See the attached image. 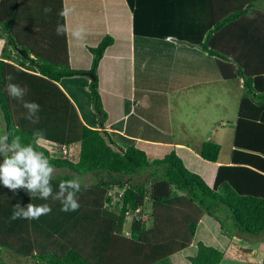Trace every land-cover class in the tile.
Wrapping results in <instances>:
<instances>
[{
    "label": "trees",
    "instance_id": "1",
    "mask_svg": "<svg viewBox=\"0 0 264 264\" xmlns=\"http://www.w3.org/2000/svg\"><path fill=\"white\" fill-rule=\"evenodd\" d=\"M121 1L128 14L119 19L128 22L127 36L114 43V35L107 34L97 44L84 43L92 60L85 66L41 54L17 30L29 16L14 15L7 2L0 4L6 40L0 111L6 131L71 172L53 179L54 191L77 174L100 175L97 183L82 186L80 207L69 212L61 211L59 201L32 198L23 189L13 193L0 183V264H174L177 254L189 264H221L230 238L217 222L220 205L238 230L264 233V187L254 178L264 179V34L238 32L236 26L249 5L244 7L243 0H228V5L227 0ZM146 1L152 5L144 6ZM187 25L192 26L188 35L183 33ZM221 34L229 35L230 50L240 48L236 57L211 46ZM21 48L28 58L18 52ZM252 57L260 69L252 67ZM9 74L29 89L24 100L40 105L36 123L24 118V108L12 105L5 91ZM237 78L244 79V91L232 164L217 163L222 147L215 140H205L199 154L177 146L169 94L196 82ZM37 131L59 145L80 143L78 159L37 146ZM112 185L120 190L114 202ZM182 199L195 208L173 206ZM17 203L48 204L52 212L38 220H10ZM149 204L151 225L134 218L125 230L128 213ZM126 231L130 237L123 235Z\"/></svg>",
    "mask_w": 264,
    "mask_h": 264
},
{
    "label": "crops",
    "instance_id": "2",
    "mask_svg": "<svg viewBox=\"0 0 264 264\" xmlns=\"http://www.w3.org/2000/svg\"><path fill=\"white\" fill-rule=\"evenodd\" d=\"M2 2H7V6L10 8V10L12 11L14 15L15 14L19 15L22 18H24L26 14L29 16L28 18H24L17 27V30L20 33V35L22 37H25L26 40L30 43V45L35 46L36 49L41 54L53 57L58 62H61V63L65 62L67 59V61L69 62L71 61L73 62L74 60L76 61L78 65L85 66V64L89 63L92 60L90 58L91 55L90 56L88 55V50L86 51L84 50V47H82L84 43L87 45L97 44L107 34L114 35V38H115L114 43H116L119 40L122 41L127 36L128 22L121 20V19L122 18L125 19L126 16H123V14H128V13L126 11L123 13L124 5L121 0H0V4ZM169 2H171V0H168V3ZM228 2L229 1L227 0L226 2L227 5H228ZM242 3H244L243 4L244 7L249 5L248 6L249 8H248L247 13L244 16V20L236 24V26H238L239 28L237 31L242 32L241 29H244V32H245V31H250L251 29H253V31H258L260 36H262L264 34V0H243ZM151 5L152 4H148V1L144 3V6H147V7ZM65 6L71 9H74V11L70 14L73 17L72 23L69 22V16L65 18V21H64V17H61L58 15V13ZM45 7H50L52 11L46 14L44 12ZM119 15H121V19H119ZM205 22H207V20ZM57 23L66 25L68 29L67 38H65V35L58 36L56 34L55 29H56ZM79 25H83L87 31L86 38L83 41H77L75 39L70 38L72 31ZM200 26L203 27L204 25H200ZM152 27L158 28V25L152 24ZM189 27L192 28V26H189ZM189 27L188 25L186 27L183 26L184 34L186 35L190 34L188 32V31H191ZM204 27H207V25L205 24ZM118 30H120V32H118ZM131 30H132V22H131ZM196 37L197 38L201 37V35L198 33ZM131 38H132V33H131ZM228 39H229V35L221 34V38H216L215 40H213L211 46L214 45L216 46V48L218 49L220 48L222 51L228 53V55L232 57H236V53L241 52L240 48H236L237 51L230 50L229 47H227V45H229ZM5 41L6 40H5L4 35L0 32V56L2 53V48L5 45ZM65 48L67 49V51ZM249 60L252 61L253 68L260 69L261 64L258 59H256L255 57H252ZM6 61H8L9 63L11 62V63L16 64L14 60H6ZM227 67L229 68V66ZM100 70H106V68L105 69L101 68ZM28 71L39 75L38 72H35L32 70H28ZM222 80H226V79L201 81V82H196V83H193V84H190L184 87V88H187L189 86L192 87L195 85L199 87H203V88H200V91H202L201 93H203L202 96L200 97L197 94L199 90L195 91V93H194V90L192 89H189L186 92H182L181 90H183L184 88H181L173 92L175 93H177L178 91L179 93L181 92L182 97L184 95L189 96V94H187L189 92L190 95L195 94L198 96V98H203L204 95L206 94V89H209L208 86H211L212 83L222 81ZM236 80L240 81L239 83L241 84V87L243 88V91H244V79L237 78ZM171 93L169 94V98H170ZM29 102H32V101L30 100ZM12 105L15 107L23 108L22 103L15 99H12ZM169 111H170V101H169ZM0 115L2 116V114ZM170 119H171V113H170ZM214 119L211 118V120L209 121V124L213 123ZM2 120L4 121V118L1 119V122ZM223 123L224 122H222V124ZM1 125L2 126L5 125V121L2 124H0V126ZM172 130H173V127H172ZM4 131H6V127ZM173 133H174V130H173ZM174 137H175V134H174ZM52 143L53 141H50V140L42 139L40 141V144L43 146L51 145ZM175 144L177 146L187 148L196 154H199L201 151V150L193 149L189 145V143L177 141L176 138H175ZM74 145L75 144H72V147H74ZM79 146H80V143H79ZM233 149H234V143H233L230 159H228L227 161L220 160V155H219V159L217 163L219 165L232 164ZM254 178H255L256 183L260 182L264 187L263 178H259V177H254ZM1 193L4 199L6 194H3V192ZM181 195H184V194L181 193ZM182 200L183 201L181 203H183V205L188 204L186 201H184L185 199H182ZM176 204H180V203L175 202V205ZM188 206L189 208L194 207V205L190 203L188 204ZM222 208L228 213V210L225 207H220V209ZM145 210H146V207H145ZM150 210L152 212V209ZM217 210L219 209L217 208ZM147 211L149 212L148 208L145 211V217L149 218L150 214ZM227 217H228V220L226 223V227L229 226V219H231L228 215ZM222 230L225 236L234 232V235L233 234L230 235L232 236V238L230 237V242H229L228 247L226 248L224 259L225 258H230V259L245 258L242 256V253H245V254H249L248 264H264V233L259 234V235H254V238L256 240L252 242L247 241L246 244H243L241 243V240L234 241L236 234H238L236 230L231 231V232L227 231V229H225V224L223 225ZM240 238L245 239L244 236H241ZM244 245L247 246L246 249L243 248ZM257 254H260V255L256 257L255 255Z\"/></svg>",
    "mask_w": 264,
    "mask_h": 264
},
{
    "label": "rangeland",
    "instance_id": "3",
    "mask_svg": "<svg viewBox=\"0 0 264 264\" xmlns=\"http://www.w3.org/2000/svg\"><path fill=\"white\" fill-rule=\"evenodd\" d=\"M239 82L240 81L236 79H226L212 83L211 86H208L209 89H206V94L203 98H198V96L195 94L190 95L189 92L187 93L189 94V96L184 95L183 97L182 93H179V91L177 93H171L169 98L171 124L174 130L176 140L184 143H189V145L195 150H201L202 144L205 140H215L222 146L220 160L227 161L228 159H230L233 147L235 123L236 119L239 116L243 92V88L241 87V84ZM200 88L203 87L195 85L192 87L189 86L187 88H184L181 91L186 92L187 90L192 89L195 93V91L199 90L197 94L200 97L203 94L201 93L202 91H200ZM2 118L3 115H0V124L4 122L3 120L1 122ZM211 118L215 119L213 123L209 124ZM221 121L224 123L222 124ZM4 129L5 125H1L0 131H4ZM74 144L75 145L74 147H72V151L70 152L69 157L74 160H77L80 153V146L79 143ZM56 169L57 176H63L68 173H71L67 168ZM74 177H80L81 184L82 186H84L85 184L90 185L92 183H97L99 181L100 175L96 172H92L89 175L77 174ZM148 177L149 173L146 172L145 175H143L141 178L143 180H146ZM110 189V192L113 197V202L117 201V192L120 191L118 186L112 185ZM176 192H178V194L180 193L181 195L180 191ZM149 206L151 205H147V208ZM174 206L183 211L188 210L189 208L188 205H183L182 203L176 204ZM220 207H224V205L218 206L219 210L216 212V215L220 222H217L221 225L225 224V229H227V231L229 232L236 230L238 234H236L234 241L241 240V243L246 244L247 241L252 242L256 240L254 238V235L252 236L249 233L238 230L234 226L232 219H229V226L226 227L228 213L223 210V208L220 209ZM144 211L142 210L138 214L136 213V211H131L129 216L127 217L124 229L129 231L131 228L132 221L136 217L144 219V223H146L147 225H151V222L153 221V218L151 217L152 212L150 209L149 212L147 211L150 214V217L148 218L145 217ZM209 220L213 223L215 222L216 217H211L209 218ZM231 234L234 235V232L226 236L232 238V236H230ZM123 235L125 237H130L126 232ZM241 236H244L245 239L240 238ZM246 247L247 246L244 245L243 248L246 249ZM259 255L260 254H257L255 256L258 257ZM242 256L245 258H225L222 260L221 264H248L249 254L242 253ZM173 262L174 264H189L182 254H177L173 256Z\"/></svg>",
    "mask_w": 264,
    "mask_h": 264
},
{
    "label": "clouds",
    "instance_id": "4",
    "mask_svg": "<svg viewBox=\"0 0 264 264\" xmlns=\"http://www.w3.org/2000/svg\"><path fill=\"white\" fill-rule=\"evenodd\" d=\"M51 11L50 7L44 9L46 14ZM73 11L74 9L65 6L58 15L67 18ZM55 31L58 36H62L67 33L68 29L66 25L57 23ZM71 35L75 40L83 41L87 31L83 25H79L72 31ZM5 79L8 81L5 86L8 96L22 103L26 110L24 116L26 120L36 123L39 120L40 105L24 100L28 94V88L14 83V77L11 74L7 75ZM33 135L35 144L38 146L43 139V133L37 131ZM0 158H2L0 161V183L5 188L13 193L23 189L32 198L59 201L62 205L61 211L64 212L79 209L77 194L82 191L80 177L61 181L58 185V191H54L52 181L57 176V169L50 163L49 157L37 151L32 144L24 145L19 135L13 137L7 131H0ZM51 212L52 208L48 204L28 203L26 206H22L17 203L14 205L10 220H38L41 216L49 215ZM126 233L129 235L127 231Z\"/></svg>",
    "mask_w": 264,
    "mask_h": 264
},
{
    "label": "built area",
    "instance_id": "5",
    "mask_svg": "<svg viewBox=\"0 0 264 264\" xmlns=\"http://www.w3.org/2000/svg\"><path fill=\"white\" fill-rule=\"evenodd\" d=\"M45 147L50 150V152L53 156L67 157L70 155V152L72 151L71 145H59L56 142H53L51 145H46ZM142 210H143L142 207H139L136 209V213L138 214ZM136 213H134V214H136ZM129 214H130V212L128 213V215ZM136 218H139V217H136Z\"/></svg>",
    "mask_w": 264,
    "mask_h": 264
},
{
    "label": "water",
    "instance_id": "6",
    "mask_svg": "<svg viewBox=\"0 0 264 264\" xmlns=\"http://www.w3.org/2000/svg\"><path fill=\"white\" fill-rule=\"evenodd\" d=\"M18 52L23 56V57H26L28 58L29 56L27 55L25 49L21 48V49H18Z\"/></svg>",
    "mask_w": 264,
    "mask_h": 264
}]
</instances>
